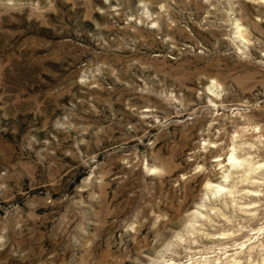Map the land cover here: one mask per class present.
<instances>
[{"label": "rangeland", "instance_id": "374dc122", "mask_svg": "<svg viewBox=\"0 0 264 264\" xmlns=\"http://www.w3.org/2000/svg\"><path fill=\"white\" fill-rule=\"evenodd\" d=\"M0 264H264V0H0Z\"/></svg>", "mask_w": 264, "mask_h": 264}]
</instances>
